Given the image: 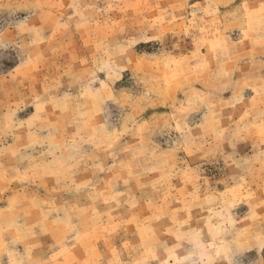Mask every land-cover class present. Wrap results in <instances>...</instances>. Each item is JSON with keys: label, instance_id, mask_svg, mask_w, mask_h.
I'll list each match as a JSON object with an SVG mask.
<instances>
[{"label": "rangeland", "instance_id": "1", "mask_svg": "<svg viewBox=\"0 0 264 264\" xmlns=\"http://www.w3.org/2000/svg\"><path fill=\"white\" fill-rule=\"evenodd\" d=\"M0 264H264V0H0Z\"/></svg>", "mask_w": 264, "mask_h": 264}]
</instances>
